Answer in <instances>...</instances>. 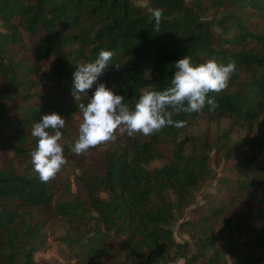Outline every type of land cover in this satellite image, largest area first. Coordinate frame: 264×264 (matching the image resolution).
<instances>
[{"label":"trees","instance_id":"1","mask_svg":"<svg viewBox=\"0 0 264 264\" xmlns=\"http://www.w3.org/2000/svg\"><path fill=\"white\" fill-rule=\"evenodd\" d=\"M148 1L151 10L131 0H0V148L14 154L0 169V264H36L33 253L44 245L38 214L55 215L78 234L62 240L83 250L84 264H104L106 255L123 264H264V164H255L256 154H238L264 114V0H192L188 6L184 0ZM155 8L161 10L158 30ZM21 30L35 37L33 47ZM18 45L16 54L11 48ZM100 49H112V63L119 66L110 65L98 79L129 106L144 90L166 87L173 62L184 55L194 63L232 60L237 71L224 90L209 93L213 110L205 105L198 113L173 114L187 121L184 127L149 136L120 132L102 154L98 145L80 155L64 146L79 171L74 192L64 188L69 198H56L57 174L42 182L32 170L31 126L53 111L69 125L77 105L87 102L71 95V74ZM45 60L52 64L48 72L41 70ZM200 114L228 118L229 126L213 140L188 134L179 139ZM236 125L247 132L233 143ZM162 143L173 144L171 158L161 153ZM257 146L264 153V142ZM216 156H238V176L220 181L228 200L223 196L199 220L186 222L197 233L189 252L188 243L174 240L171 225L214 177ZM15 158L22 168H15ZM218 217L220 234L211 225ZM117 236L124 241L118 244Z\"/></svg>","mask_w":264,"mask_h":264},{"label":"clouds","instance_id":"2","mask_svg":"<svg viewBox=\"0 0 264 264\" xmlns=\"http://www.w3.org/2000/svg\"><path fill=\"white\" fill-rule=\"evenodd\" d=\"M151 16L154 28L159 29L161 10L155 8ZM112 49H100L95 58L76 64L73 70L71 95L78 99L87 97V102L77 105L81 119L77 136L71 150L77 155L87 153L92 147L116 139V132L128 136L136 133L149 136L172 126L184 127L185 120H174L178 112H200L205 105L211 111L216 107L215 98L209 93H219L237 71L234 61L227 63L208 59L194 63L184 55L173 62L168 85L162 89H146L137 96L133 105L125 97L98 79L112 63ZM91 89V94L89 90ZM66 126L63 115L53 111L41 114L31 126V135L36 138L35 148L30 153L32 170L42 182L54 178L66 163L64 146L60 143L62 129Z\"/></svg>","mask_w":264,"mask_h":264},{"label":"rangeland","instance_id":"3","mask_svg":"<svg viewBox=\"0 0 264 264\" xmlns=\"http://www.w3.org/2000/svg\"><path fill=\"white\" fill-rule=\"evenodd\" d=\"M132 3L136 6L144 7L147 10H151V6L148 0H131ZM192 0H184L185 4L188 6ZM0 31H4L0 24ZM23 39L27 46L33 47L36 43L35 37L27 34L25 31L21 30ZM11 50L18 54L20 51V46H13ZM19 56L17 55L16 58ZM42 69H45L46 72L51 70L52 64L49 60L42 61ZM1 82V81H0ZM39 92L42 90L41 88L37 89ZM79 111V110H78ZM81 115L80 112L72 114V120L69 125L65 128V132L61 137L60 143L63 146L71 148V145L74 139L77 136L78 124L80 122ZM230 120L228 118H222L220 120H210L203 114L195 117L193 121H191L184 132L181 134L179 139H181L185 134L194 135L200 138H208L213 140L219 134H221L228 126ZM231 142L235 143L241 140L243 136L246 135L247 128L244 125H236L231 129ZM122 131H117L115 134H119ZM235 141V142H234ZM249 144H245L238 152V154H245L246 156H255L257 159L255 160V164H264V153H261V150L258 148V144L260 141L264 142V114L259 117V120L253 125V132L249 134ZM112 143V141L102 143L98 145L97 151L102 154ZM161 153L168 158H171V153L173 150L172 143H162L160 145ZM13 152L10 150H5L4 148H0V169L3 163H5L8 159L13 157ZM213 156V153H212ZM66 163L62 166V169L57 173V179L59 180L54 185V196L60 197L61 199H67L70 195H64V188L69 186L71 192L73 193L75 190V182L74 177L78 173L77 165L72 157L68 154L65 155ZM217 162L212 164V168L215 172L213 178L205 181L198 190L195 191L193 202L189 204L183 211V213L176 217L171 225V229L173 232L174 240L178 243H188L189 252L194 250V240L196 238V231L193 230L190 224L186 222H196L200 219L203 214H206L207 208L209 206H215L218 203V200L223 196L228 200L229 193L227 191L220 190L221 180L226 178L235 179L237 175V167L235 165L239 161L238 156H234L229 160L224 158H219L216 156ZM164 161H155L154 165L158 166L162 164ZM15 168H22L24 165L17 161V158L14 159ZM56 178V176L54 177ZM102 196H106L105 193H102ZM242 212V211H240ZM37 219L43 221L42 226L40 227V237L44 238V245L37 249L33 253V260L36 264H41L42 262H47L50 264H84L87 262L84 259L83 255H80V252L83 250L76 247L69 246L65 241L62 240L68 234L70 236L76 237L78 234L75 232H70L68 226L64 220L55 216V215H45L38 214ZM213 226V230L218 234L223 233L221 231L222 221L218 217L216 220L211 222ZM245 240L244 237L239 238V242ZM124 241L123 236H117L116 242L120 244ZM174 249L171 248L169 250V254H173ZM111 254V253H110ZM109 254V255H110ZM110 256H104L101 260L104 264H123L118 258ZM229 262V258L227 259V263ZM168 264H184L183 259H176L170 261Z\"/></svg>","mask_w":264,"mask_h":264}]
</instances>
